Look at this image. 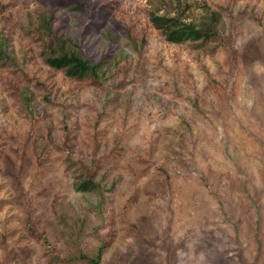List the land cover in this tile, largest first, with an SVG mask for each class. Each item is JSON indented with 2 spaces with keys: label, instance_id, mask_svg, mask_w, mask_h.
<instances>
[{
  "label": "rangeland",
  "instance_id": "rangeland-1",
  "mask_svg": "<svg viewBox=\"0 0 264 264\" xmlns=\"http://www.w3.org/2000/svg\"><path fill=\"white\" fill-rule=\"evenodd\" d=\"M101 248L264 264V0H0V264Z\"/></svg>",
  "mask_w": 264,
  "mask_h": 264
},
{
  "label": "trees",
  "instance_id": "trees-1",
  "mask_svg": "<svg viewBox=\"0 0 264 264\" xmlns=\"http://www.w3.org/2000/svg\"><path fill=\"white\" fill-rule=\"evenodd\" d=\"M74 61H76L77 63V68L76 69H80V70H85L87 69V65L82 62V61H79L77 58H72ZM67 59H60V60H54L52 61V64H54L55 66H63L65 65ZM102 248L99 250L97 256L94 258V259H91L90 262H92L93 264H102Z\"/></svg>",
  "mask_w": 264,
  "mask_h": 264
}]
</instances>
